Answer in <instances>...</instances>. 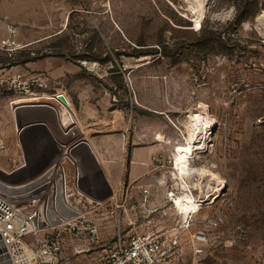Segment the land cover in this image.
<instances>
[{"label":"rangeland","instance_id":"374dc122","mask_svg":"<svg viewBox=\"0 0 264 264\" xmlns=\"http://www.w3.org/2000/svg\"><path fill=\"white\" fill-rule=\"evenodd\" d=\"M192 7L195 0H0L10 34L0 40V67L10 62L13 71L2 72L0 88L31 105L58 107L53 99L63 97V129L122 167L124 188L98 201L74 190L78 167L64 163L80 218L58 264H92L119 231L177 235L188 225L173 264H264V0H205L199 22ZM237 12L247 20L236 24ZM190 136V173L180 174L176 151ZM140 148L152 150L150 172L132 192L127 169ZM13 154L0 153V180L16 186L33 172L7 177L4 165L19 162ZM169 193L193 197L197 211L185 218ZM61 211L76 212L64 203ZM92 227L97 246L86 242ZM197 231L207 239L200 256Z\"/></svg>","mask_w":264,"mask_h":264},{"label":"built area","instance_id":"2783aa9c","mask_svg":"<svg viewBox=\"0 0 264 264\" xmlns=\"http://www.w3.org/2000/svg\"><path fill=\"white\" fill-rule=\"evenodd\" d=\"M45 84L42 80L38 87L46 88ZM5 90L12 89L7 86ZM26 93L31 92L27 90ZM31 95L35 97L36 94ZM53 100L58 107L38 106L52 108L57 114L68 109L63 97L57 95ZM60 124L62 127L65 124L62 117ZM70 131L68 128L67 133ZM66 161L73 166L79 163L72 153H63L59 162L14 191L5 188L0 180V264H58L66 241L73 237L74 222L80 218L79 210L73 209L67 201V192L70 194L72 191L68 186L69 174L64 167ZM79 174L78 171L74 190L84 193L80 189ZM142 194L147 202L149 191L144 190ZM168 198L174 204V193H169ZM63 203L66 208L76 211L74 215L62 213ZM189 228L190 225L181 227L177 235L161 230L134 237H127L119 231L112 242L99 246L92 264H173L182 247L181 239ZM99 238L95 227L88 229V245L97 246ZM191 241L194 255L200 256L207 242L206 235L197 231L191 236Z\"/></svg>","mask_w":264,"mask_h":264},{"label":"crops","instance_id":"0c3cea01","mask_svg":"<svg viewBox=\"0 0 264 264\" xmlns=\"http://www.w3.org/2000/svg\"><path fill=\"white\" fill-rule=\"evenodd\" d=\"M9 35L8 29L1 25V42L8 39ZM2 63L0 75L3 74V71L6 75L8 72H13L7 69L10 65L8 62ZM9 97L12 96L5 89L0 88V131L5 130L0 136V142L6 141V147L0 148V153H14L13 155L19 158V162L3 164V171L7 177L17 176L20 178L33 173L27 177L26 181L16 186L5 184V180L1 178L5 188L14 191L36 179L48 167L59 162L63 153H72L78 158L80 189L90 199L105 201L115 195V188H124L121 187L119 178L122 168L118 165L119 161L109 164L101 162V154L97 145L73 133V129L67 133V130L65 131L60 124L59 114L55 113L52 108L31 105V101L26 99L15 101L17 98ZM7 100L10 102L9 104H6ZM61 117L65 124L69 122L65 112H62ZM3 133L5 134L3 135ZM151 154L152 150L149 148L135 149L131 153L127 173L130 181L128 186L132 188V192L140 191V178L150 172L148 160ZM46 160L50 161L43 167H35L36 164L39 165L40 162ZM67 170L69 174L71 169L68 167ZM70 195L73 203L71 204L68 198L67 201L73 208L76 206V200L72 193Z\"/></svg>","mask_w":264,"mask_h":264},{"label":"bare ground","instance_id":"6f19581e","mask_svg":"<svg viewBox=\"0 0 264 264\" xmlns=\"http://www.w3.org/2000/svg\"><path fill=\"white\" fill-rule=\"evenodd\" d=\"M198 7L197 8H193L192 7V11L194 12L195 16H196V21L199 22L204 18V12H203V4L205 2V0H195ZM93 64H92V68H93ZM96 66V65H95ZM65 114L68 116V120L70 121V117L67 114L66 111H64ZM204 132V131H203ZM202 132V135H203ZM208 132V131H207ZM201 134V133H200ZM207 136V135H206ZM194 137V136H193ZM193 139V138H192ZM196 139V138H195ZM190 142H188V146L186 147H178L177 148V155H176V159H175V169L178 170L180 172V174H187L190 173V169L187 166V160L188 159V155L192 152L194 146H191V144L195 145L194 142H191V136H190ZM188 140V141H189ZM201 142V141H200ZM204 147V146H203ZM200 148V147H198ZM204 149V148H203ZM200 150V149H199ZM203 174V173H202ZM71 175V174H70ZM211 180L214 182L215 181V177L211 176ZM217 195V194H216ZM67 198L69 200V202L72 204L73 199L71 197V195L69 193H67ZM217 198V197H215ZM212 201V200H211ZM70 204V205H71ZM174 205L179 208L181 211H183L185 218H186V214L193 212L195 213L197 211V205L195 204V200L193 199V197L191 196H184V197H178L174 199ZM72 207V206H71ZM73 209H78V207L76 206V208L73 207Z\"/></svg>","mask_w":264,"mask_h":264},{"label":"trees","instance_id":"16d2710c","mask_svg":"<svg viewBox=\"0 0 264 264\" xmlns=\"http://www.w3.org/2000/svg\"><path fill=\"white\" fill-rule=\"evenodd\" d=\"M254 2L256 3L257 2V0H254ZM247 13H240V12H237V16H236V19H235V23L237 24H239V23H242V22H244V21H246L247 20ZM219 40L221 41L222 40V37L220 36L219 37ZM222 42V41H221ZM139 46H145V45H139ZM144 52L143 51H137L136 52V56L137 57H139V56H141L142 54H143ZM157 54V53H156ZM161 55H162V53H161ZM164 56H167L166 54L164 55ZM30 61V60H29ZM28 61V62H29ZM10 63V62H9Z\"/></svg>","mask_w":264,"mask_h":264},{"label":"water","instance_id":"95a60500","mask_svg":"<svg viewBox=\"0 0 264 264\" xmlns=\"http://www.w3.org/2000/svg\"><path fill=\"white\" fill-rule=\"evenodd\" d=\"M40 176V175H39Z\"/></svg>","mask_w":264,"mask_h":264}]
</instances>
